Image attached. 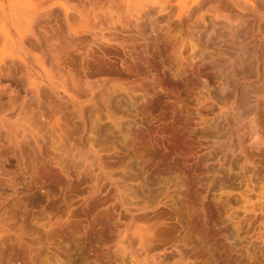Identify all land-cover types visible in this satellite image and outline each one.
I'll list each match as a JSON object with an SVG mask.
<instances>
[{
    "label": "rangeland",
    "instance_id": "1",
    "mask_svg": "<svg viewBox=\"0 0 264 264\" xmlns=\"http://www.w3.org/2000/svg\"><path fill=\"white\" fill-rule=\"evenodd\" d=\"M241 1L193 37L176 5L101 0L57 66L19 44L37 0H0V264H264V0Z\"/></svg>",
    "mask_w": 264,
    "mask_h": 264
},
{
    "label": "bare ground",
    "instance_id": "2",
    "mask_svg": "<svg viewBox=\"0 0 264 264\" xmlns=\"http://www.w3.org/2000/svg\"><path fill=\"white\" fill-rule=\"evenodd\" d=\"M26 1L30 3L31 0H26ZM49 1L50 0H37L35 4H31V5H28L26 3L25 7H27V10L29 11L26 13L25 24L23 25L22 23H19L17 24V26H15V28L17 32H19V36H20L19 44L22 45L27 40L33 39V44L31 45V48L33 46L36 49L40 50L38 56H36V60L42 61L47 59L49 63H52L57 66H61L66 64L70 60L71 56L76 55L77 57H81L82 53L85 54L92 50L93 48L92 43L87 40L81 41L80 37L85 36L91 32H92V37L94 39L98 36L97 32H94L92 30L97 29V27L101 25V22H99L100 19L99 21L98 20L96 21V19L99 16L95 11L96 10L95 8L100 4L101 0H86L88 2L90 1L89 4L93 6L90 9H86L84 5L85 4L84 0H76L77 2L71 7H67L64 1L63 2L55 1L52 4H47ZM120 1L125 3L127 7L126 12L128 15H132L131 12H135L138 15L139 11H141L142 9H147L149 3L160 5L161 10L168 8L169 5H176L177 6L176 16L178 18L182 14L186 13L185 17L180 18V25L182 26L183 24L187 23L185 31L186 34L190 35L192 32V27H196V25L200 22V20L201 21L204 20L203 18L205 13L203 14L200 13L198 15H195V17H193L194 12L199 9H203L204 6L207 4V2L212 0H175L174 2L173 0H126V1L120 0ZM220 1L222 2L229 1L232 5L240 7L241 9L247 8V6L241 0H219V2ZM113 3L114 0H110V3L107 6V10H112V8L114 7ZM55 5L63 9L64 11L63 17H60L58 12L55 13V10L58 9ZM6 6L7 5H5V7ZM219 9L221 8L220 7L218 8V6L212 9L214 11L213 13L215 14V16L217 15L218 12L217 17L218 16L221 17L219 14ZM205 10L207 11V13L212 12V10L211 11H209L208 9ZM249 10L252 11V9ZM75 12L77 15L76 17L73 15ZM243 15L246 14L244 13ZM137 17L139 18L140 16ZM1 18L2 19H0V26L3 25L4 19H6V17L3 14H1ZM189 20L192 21L188 23L187 21ZM140 26H144V25L141 24ZM141 32L143 34L142 30ZM14 33H16V31ZM28 34H31L32 38H29ZM11 35L12 33L8 29L0 30L1 42L4 45L6 44L13 45V50H14V45H16V40ZM192 36H193V32H192ZM4 59H5V55H0V61L4 62L3 61ZM22 59L24 58H21V60ZM61 71L62 70L60 69V72ZM4 74H6V72L3 71V68H1L0 66V75H4ZM38 140H40V138ZM64 140L65 139H63V141Z\"/></svg>",
    "mask_w": 264,
    "mask_h": 264
}]
</instances>
